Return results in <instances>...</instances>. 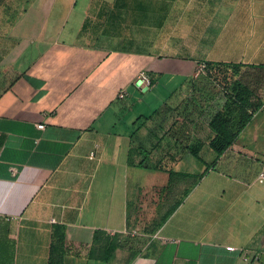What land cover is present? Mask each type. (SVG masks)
I'll return each mask as SVG.
<instances>
[{
  "label": "crops",
  "instance_id": "crops-1",
  "mask_svg": "<svg viewBox=\"0 0 264 264\" xmlns=\"http://www.w3.org/2000/svg\"><path fill=\"white\" fill-rule=\"evenodd\" d=\"M10 2L0 0V264H48L57 225L63 264H247L252 254L264 264V0ZM200 62L240 65L237 79L263 102L207 172L223 178V165L249 184L196 182L224 103L196 83ZM169 171L187 177L170 184ZM115 237L108 262L92 257Z\"/></svg>",
  "mask_w": 264,
  "mask_h": 264
},
{
  "label": "trees",
  "instance_id": "trees-1",
  "mask_svg": "<svg viewBox=\"0 0 264 264\" xmlns=\"http://www.w3.org/2000/svg\"><path fill=\"white\" fill-rule=\"evenodd\" d=\"M207 72L206 78L209 83L215 88H219L222 99L224 101L222 108L216 111L209 121V129L213 133V138L209 142L211 148L216 154V160L210 167L195 176L196 182L201 181L207 174L209 169L216 165L217 161L222 155L236 142L239 135L244 131L247 125L250 123L254 115L263 107L261 99L240 80L237 79L241 72L240 65L226 64V63H213L206 62ZM153 85V81H152ZM145 121L141 123L134 135L145 125L150 118H144ZM200 160L199 146L191 148L190 150ZM135 150H132V154ZM131 155V154H130ZM133 156V155H132ZM132 157H130V164H132ZM146 159H143L137 166L141 168H152L145 164ZM154 169H158L154 166ZM170 175V184H172L176 177H187L186 174L176 173L173 171L168 172ZM175 209V208H174ZM171 213V212H170ZM170 215V214H169ZM163 222L157 224L156 229L162 226ZM102 232L95 234L96 244L101 243ZM118 237L111 240L108 238L103 241L102 246L97 250L96 246L92 250V257L99 256V259L104 262H108L112 254L118 248ZM66 253V232L65 227L57 225L52 231V242L50 247V255L48 264H63L64 255ZM98 253V254H97Z\"/></svg>",
  "mask_w": 264,
  "mask_h": 264
},
{
  "label": "rangeland",
  "instance_id": "rangeland-1",
  "mask_svg": "<svg viewBox=\"0 0 264 264\" xmlns=\"http://www.w3.org/2000/svg\"><path fill=\"white\" fill-rule=\"evenodd\" d=\"M16 1L17 0H15V3H16ZM24 1L25 0H21V5H24ZM230 2V1H229ZM10 3H12V0H11V2ZM4 16V18L6 17V19H7V17L9 16V14H5V15H3V14H0V18L2 19V17ZM234 16V14H228V16H226V17H223L222 18V20H225V19H227L228 21H231V20H233V17ZM0 19V20H1ZM214 20H216V21H221V16L220 15H218V17L215 19L214 18ZM1 34H2V31L0 32ZM204 77H200V80L199 81H194V82H196L199 86H201L203 89H205L206 88V90H211L212 92H216V90L214 89L215 87H213V85H209L208 84V79L206 78V76L207 75H203ZM190 81V77L189 76H186V79L184 80V81H181V83H180V85H179V87H182V86H185V84H187L188 82ZM218 89V88H217ZM211 151H208V150H205L204 152H203V154H202V157H203V160L205 161V162H207V165H205V166H201L199 163H198V167H197V169H198V171H200V170H205L207 167H210V164L216 159V154L214 153V152H211ZM216 171H217V173H219V174H221L222 176H223V178L222 177H219L218 175H213V173L211 174V172L210 173H208V174H206L204 177L206 178L207 176H209L208 178H207V180L203 177L202 178V180L201 181H198V184H209V181H211V180H215L214 181V183L215 184H231V183H233V181L234 180H236V179H241V178H237V177H235V176H233V179H232V176L231 177H226V175H227V169L225 168V166H223V165H217V167H216ZM205 179V180H204ZM252 177H245L244 179H241L240 181L241 182H246V183H251V181H252ZM231 180V181H230ZM205 182V183H204ZM147 225H149V226H152L151 224H152V221H148L147 223H146Z\"/></svg>",
  "mask_w": 264,
  "mask_h": 264
},
{
  "label": "built area",
  "instance_id": "built-area-1",
  "mask_svg": "<svg viewBox=\"0 0 264 264\" xmlns=\"http://www.w3.org/2000/svg\"><path fill=\"white\" fill-rule=\"evenodd\" d=\"M206 72H207V64L205 62H200L197 65L195 77H199V76L206 75ZM137 81L140 82V85L141 86H144L146 88H150L152 86V79L145 72H141L138 75ZM126 96H127V92H122L120 94V98L121 99H124ZM38 128L41 129V130H43L45 128V126L44 125H38ZM12 172L15 175L17 171L15 169H13ZM257 181L260 184H263L264 183V169L258 174ZM256 256H257V254L256 255L255 254L254 255L252 254L251 256L246 255V256H244V262L247 263V264H249V263H251L256 258Z\"/></svg>",
  "mask_w": 264,
  "mask_h": 264
}]
</instances>
